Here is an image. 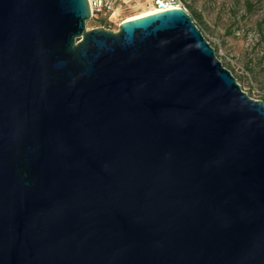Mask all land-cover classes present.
Segmentation results:
<instances>
[{
	"label": "water",
	"instance_id": "obj_1",
	"mask_svg": "<svg viewBox=\"0 0 264 264\" xmlns=\"http://www.w3.org/2000/svg\"><path fill=\"white\" fill-rule=\"evenodd\" d=\"M90 20L0 0V264H264V103L181 8Z\"/></svg>",
	"mask_w": 264,
	"mask_h": 264
},
{
	"label": "rangeland",
	"instance_id": "obj_2",
	"mask_svg": "<svg viewBox=\"0 0 264 264\" xmlns=\"http://www.w3.org/2000/svg\"><path fill=\"white\" fill-rule=\"evenodd\" d=\"M147 3L113 0L114 16L91 18L86 29L113 22L110 30L116 31L121 20L148 12ZM181 4L240 89L264 103V0H181Z\"/></svg>",
	"mask_w": 264,
	"mask_h": 264
},
{
	"label": "built area",
	"instance_id": "obj_3",
	"mask_svg": "<svg viewBox=\"0 0 264 264\" xmlns=\"http://www.w3.org/2000/svg\"><path fill=\"white\" fill-rule=\"evenodd\" d=\"M89 8H91V18H106V16L111 18V15L114 13L113 0H88ZM149 11L152 10L154 13H162L166 10L173 9H183L185 12L186 9L184 5L181 4V0H149L148 1ZM111 21V20H108ZM124 21L121 20L120 23ZM110 22L107 26H103L104 29L110 30ZM119 23V25H120Z\"/></svg>",
	"mask_w": 264,
	"mask_h": 264
},
{
	"label": "bare ground",
	"instance_id": "obj_4",
	"mask_svg": "<svg viewBox=\"0 0 264 264\" xmlns=\"http://www.w3.org/2000/svg\"><path fill=\"white\" fill-rule=\"evenodd\" d=\"M147 1H149V0H147ZM153 13L154 12L152 10H150L148 12H143L140 15H135L134 17H129V18H127V20H124V21L135 20V18H140V17H143V16H148V15L153 14ZM113 16H114V14L111 17H113Z\"/></svg>",
	"mask_w": 264,
	"mask_h": 264
}]
</instances>
